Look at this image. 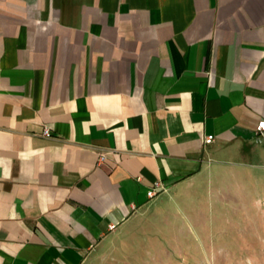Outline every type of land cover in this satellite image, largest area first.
Instances as JSON below:
<instances>
[{"label":"crops","instance_id":"0c3cea01","mask_svg":"<svg viewBox=\"0 0 264 264\" xmlns=\"http://www.w3.org/2000/svg\"><path fill=\"white\" fill-rule=\"evenodd\" d=\"M263 119L264 0H0V264H261L211 201L264 191Z\"/></svg>","mask_w":264,"mask_h":264},{"label":"rangeland","instance_id":"374dc122","mask_svg":"<svg viewBox=\"0 0 264 264\" xmlns=\"http://www.w3.org/2000/svg\"><path fill=\"white\" fill-rule=\"evenodd\" d=\"M222 195V193H219ZM214 192L213 188H211V195L216 196L219 195ZM229 195L226 192L225 195ZM241 194L240 187L235 189V193L232 195ZM249 196L253 200H249L248 203H243L242 201H233L221 203L219 201L213 200L211 201V240L214 243L215 250L212 252V255L217 258H228L230 255H238L241 257H245L251 253L248 261H253L254 259H259L261 264H264V191L260 192L257 189H252L249 193ZM257 199H259L257 201ZM247 206V207H246ZM247 208L248 218L244 219L243 210ZM262 215V217H261ZM246 229L248 230V234L246 236L241 235L239 231ZM238 229V230H237ZM240 229V230H239ZM230 230L238 231V233H233L229 235ZM258 230L261 234H256L255 231ZM140 234V235H138ZM136 237L139 239L142 238V234L138 233ZM166 238L171 239L172 236H166ZM167 239V240H168ZM138 246L146 247L148 249L144 250L139 256H124L126 254L123 250L120 251V260H113V255L111 251V240H109L105 245H103L97 254V257H93L87 264H145L146 261L144 258L152 257L155 253L154 248L149 247L150 243L145 242L144 244L133 241L131 244V248H137ZM175 245H171L166 243V247L169 248L168 252L171 255H175L177 253L176 250H172ZM247 247L249 250L254 249V251H237L239 248ZM192 254V252H188L187 254ZM263 253V255H261ZM123 255V256H122ZM149 257V258H150ZM185 263L191 264L194 262L193 257L186 256ZM174 262H180L179 260H175ZM254 264V263H253Z\"/></svg>","mask_w":264,"mask_h":264},{"label":"built area","instance_id":"2783aa9c","mask_svg":"<svg viewBox=\"0 0 264 264\" xmlns=\"http://www.w3.org/2000/svg\"><path fill=\"white\" fill-rule=\"evenodd\" d=\"M256 135L258 136H263L264 135V119L261 120L259 122V124L257 125L256 131H255ZM43 135L46 137H51L52 136V129L49 126H45L44 130H43ZM215 139L214 135H208L205 137V143L209 144L211 142H213ZM106 159V154L105 153H101L99 156V162H104ZM167 191V188L165 186H163L161 184V182L156 181L154 183V185L150 188V190L148 191V197L149 198H154L156 197L158 194ZM116 228V224H111L110 225V229L114 230Z\"/></svg>","mask_w":264,"mask_h":264}]
</instances>
